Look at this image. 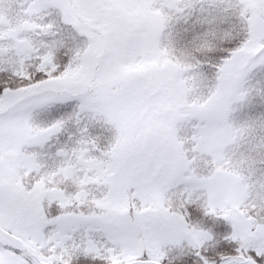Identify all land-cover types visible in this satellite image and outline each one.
<instances>
[{
  "label": "snow or ice",
  "instance_id": "snow-or-ice-1",
  "mask_svg": "<svg viewBox=\"0 0 264 264\" xmlns=\"http://www.w3.org/2000/svg\"><path fill=\"white\" fill-rule=\"evenodd\" d=\"M0 264H264V0H0Z\"/></svg>",
  "mask_w": 264,
  "mask_h": 264
}]
</instances>
